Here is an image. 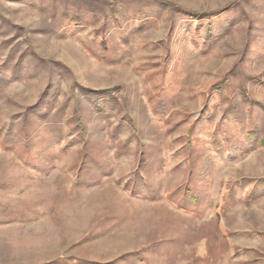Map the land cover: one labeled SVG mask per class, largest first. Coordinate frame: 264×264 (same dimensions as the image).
<instances>
[{"label": "rangeland", "instance_id": "374dc122", "mask_svg": "<svg viewBox=\"0 0 264 264\" xmlns=\"http://www.w3.org/2000/svg\"><path fill=\"white\" fill-rule=\"evenodd\" d=\"M0 264H264V0H0Z\"/></svg>", "mask_w": 264, "mask_h": 264}, {"label": "trees", "instance_id": "16d2710c", "mask_svg": "<svg viewBox=\"0 0 264 264\" xmlns=\"http://www.w3.org/2000/svg\"><path fill=\"white\" fill-rule=\"evenodd\" d=\"M260 145H263V143L260 141Z\"/></svg>", "mask_w": 264, "mask_h": 264}]
</instances>
